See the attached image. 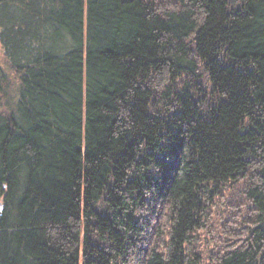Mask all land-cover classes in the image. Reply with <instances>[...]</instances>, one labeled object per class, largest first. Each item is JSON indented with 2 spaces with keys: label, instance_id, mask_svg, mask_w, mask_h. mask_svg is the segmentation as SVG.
<instances>
[{
  "label": "trees",
  "instance_id": "1",
  "mask_svg": "<svg viewBox=\"0 0 264 264\" xmlns=\"http://www.w3.org/2000/svg\"><path fill=\"white\" fill-rule=\"evenodd\" d=\"M0 46V264H264V0H0Z\"/></svg>",
  "mask_w": 264,
  "mask_h": 264
},
{
  "label": "rangeland",
  "instance_id": "2",
  "mask_svg": "<svg viewBox=\"0 0 264 264\" xmlns=\"http://www.w3.org/2000/svg\"><path fill=\"white\" fill-rule=\"evenodd\" d=\"M5 68H6V61H5L1 46H0V69H5ZM238 194H240V188L239 187L233 189L232 192L229 193V195H230L229 198H231L232 195L238 196ZM154 205H155V208H154V212H152L150 221L152 220L153 222L157 223L159 220V217H160V215H158L160 208H159V204L153 203V206ZM230 217L231 216H228V217L227 216H223V217L217 216L215 221L210 222L209 224L213 227V230L216 231L213 233L219 234L218 231H220L223 228L228 227L230 224H232L233 219H231ZM242 230L243 229L241 228L240 233H242ZM217 237H218V235L216 236V238ZM222 238H227L226 239L227 241L225 242L224 245H228V246H230L234 242V240L237 239L236 234H235V237L230 238L229 236L226 235V233L222 234Z\"/></svg>",
  "mask_w": 264,
  "mask_h": 264
}]
</instances>
